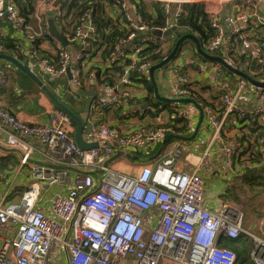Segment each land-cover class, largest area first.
<instances>
[{"label": "built area", "instance_id": "1", "mask_svg": "<svg viewBox=\"0 0 264 264\" xmlns=\"http://www.w3.org/2000/svg\"><path fill=\"white\" fill-rule=\"evenodd\" d=\"M114 1V9L108 12L114 13L113 18L123 14L126 34L116 39L105 62L122 69L118 82L109 86L94 73L83 75L93 62L92 43L97 36L90 12L59 31L66 47L58 44L52 52L55 57H42L37 48L54 42L48 14L54 13L59 30L65 0H37L31 16L37 29L24 21L13 0H0V37L9 33L21 37L14 41L15 48L30 69L54 84L58 98L77 97L72 87L96 94L82 131L83 140L96 146L87 150L76 146L72 120L54 107L45 122H25L0 104V132L5 136L0 162L12 156L16 165L0 184V264H236L234 252L219 242L240 237L252 241L251 262L264 264V238L245 226L243 214L230 200L207 205L202 175L219 176L209 161L214 143L221 145L223 169L233 175L226 182L228 187L264 167V88L251 85L219 63H211V71L198 66L220 105H199L210 142L196 165L183 140H171L160 155L156 153L169 135L190 137L197 108L179 102L147 108L126 92L149 79V68L158 64L140 63L144 50L154 48L162 61L170 54L179 22L187 16L186 6L192 4H202L213 31L200 45L202 50L264 83V40L250 38L254 28L264 29L260 13L264 0H143L162 5L160 26H149L136 13L134 2L139 0ZM167 31L172 33L167 35ZM4 51L0 45V54ZM166 66L173 99L195 101L196 82L188 75V69L195 66L188 46L182 45ZM132 73H136L134 78ZM224 73L234 77L231 85ZM8 76L9 70L0 67V94ZM10 95L17 100L22 91L14 88ZM243 101L252 105L244 108ZM78 104L83 106V101ZM101 110H107L105 117ZM148 114L153 124L147 123ZM232 121L247 133L221 135Z\"/></svg>", "mask_w": 264, "mask_h": 264}, {"label": "trees", "instance_id": "2", "mask_svg": "<svg viewBox=\"0 0 264 264\" xmlns=\"http://www.w3.org/2000/svg\"><path fill=\"white\" fill-rule=\"evenodd\" d=\"M15 7L18 9L20 16L26 23H29L31 16L34 11L37 0H13ZM114 0H65L62 4V10L64 16L62 23L59 27V31L63 32L65 29H69L72 24L78 19L83 13L90 12L92 15L93 23L97 28V36L92 43L94 48L91 59L93 60L98 56V63L90 64L89 68L84 72V77H90L92 73L95 74V78L100 83H107L109 86H113L118 82L121 75L122 69L112 63L111 66H106L105 62L110 59V53L113 50V46L118 37L125 36L126 28L123 26L122 15L113 18V12H108L114 9ZM136 13L146 22L149 26H160L163 23L162 17V5L156 2L139 0L134 2ZM187 16L182 18L179 22L178 34L181 35H193L199 40L200 45L204 41L213 36V31L209 27V17L205 14L202 4H192L186 6ZM251 39L264 40V29L259 27L254 28ZM21 37L18 34L9 33L6 37H0V45L5 49L4 53L17 58H21L20 52L17 51L14 45V41H18ZM239 38L236 40L238 42ZM177 41V40H176ZM175 44V43H174ZM173 44V46H174ZM172 46V48H173ZM96 48V49H95ZM171 48V50H172ZM37 52L42 57H55L52 53H46L41 48H37ZM96 52H99L97 54ZM56 53V52H55ZM195 57L201 58L196 51H194ZM143 58L140 63H148L150 66L162 61L160 54L155 52L154 48H147L142 53ZM243 61V57H240ZM136 73H132L134 78ZM25 84L18 83L21 87L19 90L22 91V96L26 93H30L27 86L31 85V81L27 79ZM28 84V85H26ZM142 84L147 89V95L145 101L150 105L152 102L158 103L155 95L153 94V87L149 79H143ZM33 85V83H32ZM54 85V84H53ZM13 90V89H12ZM11 90V91H12ZM193 98L194 94L192 92ZM67 96V95H66ZM75 94H70L66 99L59 98L75 113H79L81 110H74L70 102L74 99ZM200 105L201 101H197ZM203 103H206L202 100ZM197 103V104H198ZM163 105L167 106L166 103ZM203 107V105H202ZM102 116L105 117L107 110H101ZM180 124V130L184 128L181 121L176 122ZM15 164L13 157H8L0 162V183L4 180V174L6 169L11 165ZM255 182L257 179L264 180V167L258 170L250 171V175L246 181ZM264 188V182L258 184ZM220 247L229 249L234 252L236 256V264H253L249 259V252L252 247L251 240L246 237H240L235 240L221 239L219 242Z\"/></svg>", "mask_w": 264, "mask_h": 264}, {"label": "crops", "instance_id": "3", "mask_svg": "<svg viewBox=\"0 0 264 264\" xmlns=\"http://www.w3.org/2000/svg\"><path fill=\"white\" fill-rule=\"evenodd\" d=\"M131 3H132V1L129 2V11H132ZM260 13L264 14V12L261 9H260ZM30 21H31L32 26L35 27V29H37V22L34 21L33 19H31ZM4 29L8 30V28H6V27H4ZM8 33H9V31H8ZM58 44L59 43L54 39V42L51 41V42L42 43L40 48L43 49V51H45L46 53L51 54L56 49ZM26 45H27V43H26ZM188 51L191 53V55L193 57L194 66H195V67H191L188 69V75L190 76V78L193 81L196 82L194 84V90H193L195 101L196 102L201 101V104L203 106L212 105L215 107H219L220 101H219L218 95L209 86H207V84L205 83L204 79L206 78V74L200 73L198 70V68H200L198 66H202V67H204V69L206 68L207 71H209V70L211 71L212 70V64H211L212 62L203 60L202 58H199V57H195L194 51H196V49H195V46L193 43H192V45H188ZM96 53L99 54V52H96ZM21 56H22V53H21ZM18 59H20V61H24L23 56L21 58H18ZM98 59L99 58L97 56L96 58H94L92 60L93 62L91 64L98 63ZM0 67L1 68H7L9 70L8 79L11 80L12 77H14V79H15L14 84H10L9 80H8L6 87L4 88L2 94H0V104L5 106L6 108H8L14 115H16L18 118L24 120L25 122H32L34 120H40V121L45 122L47 120L49 111L53 108V106L50 104V102L47 101L48 103L45 104L43 102V99H42V98H44L43 94L39 91V93H38L39 95H38L37 99L29 102L30 106H28V105L25 106L24 104H20V102L18 104H16L20 100V98H23L24 96L20 97L19 99H17L18 101H16V100H13L11 98L10 92L14 88L20 89L21 87L18 85V83L20 82L22 84H25L24 81L27 83L28 78L23 73L19 72L10 63L4 62V64H0ZM31 71L33 73H35L48 87L53 88L54 85L52 84V82L49 79H47L44 76H41L40 74H38L33 69H31ZM165 71H168V66H165L161 70V72L163 74L165 73ZM161 72L160 71L154 72V78H155V82L157 84L158 96L160 98H165L167 100H173L174 96H173V90L171 87L170 73L168 71V74L166 73V75H162ZM224 75L226 77L231 78V81L229 83V85H231L233 83L234 77L229 76L226 73H224ZM19 76H21L22 78L18 81V78H20ZM26 85H28V84H26ZM31 85H32V82H31ZM30 86H27L29 88V91L31 90ZM126 92L131 94V95H135L136 97H138L139 100L144 105H146L147 108L154 107L157 105H161V106L165 107V105H163L164 102H161L158 99H157L158 103L152 102L150 105L145 101V97L147 95V89H146L145 85H143V84H137L134 87L126 89ZM30 93H31V91H30ZM153 94H154V92H153ZM73 100H74L75 104L78 105V101H83V103H84L85 98L77 95V97L75 96ZM202 100L206 103H203ZM166 104L169 105V104H171V102L166 103ZM242 104H243L244 108H249L252 105L249 102L246 103V101H243ZM198 105H200V104L198 103ZM202 105H200V106L202 107ZM253 105H255V103H253ZM82 108H83V106H82ZM81 111H82V109H81ZM145 118H146V121L148 124L154 123L153 117H151L150 114L146 115ZM198 119H199V115L197 116V118L195 120L194 128L198 122ZM194 128H193V130H194ZM238 131L241 133L243 131H245L247 133L246 129L241 131L239 124L234 123L232 121V122H228L223 127V129L221 131V135L232 137L234 135V133L238 132ZM4 141H5V136L2 132H0V143H3ZM209 142H210V130L204 124V120H203L194 140L187 143V145L189 146V150H191L193 156L195 157L194 159H191V162L193 165H196L198 163L197 157L201 156V153L206 149L207 144ZM220 147H221V145L219 143H214L212 151H211L212 153L209 156V161H210L213 169L215 171L219 172L218 178H215V177H213L210 174H207L205 172H204V174L202 173V175L204 176L205 185H206L205 198H206L207 205L210 207L216 205L220 200L225 199L226 198V190L231 189V187L227 186L226 182L229 179L231 180L233 175L231 173H228V171H226L222 167L223 155H222ZM239 163H240L239 161L234 162V164H236V165H238ZM135 165L136 164L133 163L130 165V167H133ZM130 167H128V168H130ZM247 178H248V175H244V177H242L241 181L247 182L248 181V180L246 181ZM217 187H219V188L223 187V189L221 191H218ZM211 188H212V190L210 192ZM223 192L225 193V195H223L224 194ZM233 204H234L233 206H235L237 209V205L235 203H233ZM245 226L248 227L249 229H251L252 231L257 232L262 238H264V213H263V215H262V217L258 223H256V220L254 219V217H252V219L249 220L247 224L245 223ZM251 243H252V241H251ZM250 251H251V249H250ZM249 255H250V252H249ZM249 259H250V257H249ZM166 264H169V263H166Z\"/></svg>", "mask_w": 264, "mask_h": 264}, {"label": "water", "instance_id": "4", "mask_svg": "<svg viewBox=\"0 0 264 264\" xmlns=\"http://www.w3.org/2000/svg\"><path fill=\"white\" fill-rule=\"evenodd\" d=\"M261 10L264 12V8H261ZM54 13L51 12L48 14V29H49V33L50 35L62 46V47H66L67 43L64 39V37L62 36V34L59 32V30L57 29L55 23H54ZM173 31V30H172ZM172 31H167L166 34L170 35L172 33ZM149 33V32H146ZM157 35H160V33L158 32ZM177 41L174 44L173 49L171 50L170 54L160 63L152 66L149 68L148 70V75H149V80L150 83L153 87V92L154 95L156 97V99L160 100L161 102L164 103H170V102H179V103H189L194 105L197 110L199 111V119L198 122L192 132V134L190 135V137L188 138H183V137H178V136H172L169 135L166 138L163 139V141L161 142L160 146L158 147L156 156L160 155V153L162 152L163 148L171 141V140H183L186 142H191L194 140L200 125L202 124L204 117H203V113L202 110L200 108V106L192 99H180V100H167L165 98H160L158 96V90H157V84L155 82V78H154V72H156L157 70L165 67L176 55L178 49L184 44V42L186 41H191L196 49V53L203 59L212 63H219L221 65H223L229 72L235 74L238 77H241L244 80H247L251 85L258 87V88H264V83H260L252 78H250L249 76H247L246 74L237 71L235 69H233L232 67L228 66L221 58L216 57V56H211L208 55L207 53H205L199 43V40L194 37L193 35H179L177 34ZM0 61H4L7 63H10L11 65H13L19 72L23 73L38 89L39 91L48 99V101L50 102V104L57 110L63 112L65 115H67L72 122L75 125V132L73 134V138L75 141L76 146L81 149V150H87L90 148H93L96 146V144H88L86 143L83 138H82V131L84 129V125L86 123V119L88 116V111L90 109L91 103L93 101V98L96 96V94L92 91H86V90H77L75 88H71L73 91H75L77 93V95H79L80 97H84L85 101L83 103V108L82 111L80 113H75L74 111H72L70 108H68V106L65 105L64 102H62L51 90L50 88L35 74L31 71V69L29 68V66L27 65V59L24 57V61H20V59L11 56V55H7V54H0ZM66 75L67 78L70 79V73H69V69L66 71ZM133 160H137V161H145L148 158H140V157H132Z\"/></svg>", "mask_w": 264, "mask_h": 264}, {"label": "rangeland", "instance_id": "5", "mask_svg": "<svg viewBox=\"0 0 264 264\" xmlns=\"http://www.w3.org/2000/svg\"><path fill=\"white\" fill-rule=\"evenodd\" d=\"M183 45L184 46L192 45V42L186 41L184 42ZM0 64H4V61H0ZM19 77L20 78H18V81L22 78L21 76ZM8 80L10 84H14V81H15L14 77H12L11 80L10 79ZM30 88H31L30 90L31 93H26L23 98H20L19 101L16 100L18 101L16 104L20 102V104H24L25 106L27 105L30 106L29 102L37 99L39 95L38 94L39 89L34 85H31ZM49 88L53 92V89L51 87ZM43 97H44L42 98L43 102L47 104L48 99L44 95ZM70 104L74 110L82 109V105L81 104L76 105L74 100H72ZM15 166H16L15 164L14 165L11 164L6 169L5 173L1 174V175H4V180L10 174L11 175L13 174L15 170ZM3 181L1 183H3ZM261 182H264V180L257 179V181L255 182H252L251 180L247 182H243V181H239L238 179V180H235L234 184L231 186V189L226 190V198L232 201L233 203H235L237 205V210H240V212L243 213L244 221H245L244 224L245 223L247 224L248 221L252 219V217H254V219L256 220V223H258L264 213L263 212L264 211V188L258 185ZM222 189L223 187L221 188L217 187L218 191H221ZM211 190L212 188L210 189V192Z\"/></svg>", "mask_w": 264, "mask_h": 264}]
</instances>
